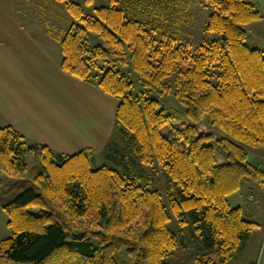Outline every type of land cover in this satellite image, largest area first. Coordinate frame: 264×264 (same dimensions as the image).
<instances>
[{
  "label": "trees",
  "instance_id": "16d2710c",
  "mask_svg": "<svg viewBox=\"0 0 264 264\" xmlns=\"http://www.w3.org/2000/svg\"><path fill=\"white\" fill-rule=\"evenodd\" d=\"M98 1L93 14L75 0L55 1L70 19L60 66L117 100V143L110 136L104 147L115 166L92 168L91 147L64 154L1 125L0 174L24 178L28 154L38 156L40 170L37 191L27 180L0 187L10 232L0 239V264H168L178 242L171 214L202 242L195 264H225L256 224L229 195L264 182L246 148L264 146V54L247 44L243 26L261 14L251 0H204L211 9L205 30L218 38L194 45L154 36L166 11L190 22L191 0ZM89 31L104 45H90ZM128 65L139 91L121 69ZM163 95L184 105L188 122L174 123L160 106ZM204 116L221 136L198 130ZM133 157L139 172L130 169ZM161 172L167 202L149 182L165 179Z\"/></svg>",
  "mask_w": 264,
  "mask_h": 264
},
{
  "label": "crops",
  "instance_id": "0c3cea01",
  "mask_svg": "<svg viewBox=\"0 0 264 264\" xmlns=\"http://www.w3.org/2000/svg\"><path fill=\"white\" fill-rule=\"evenodd\" d=\"M251 1L261 14L252 21L256 27L264 21V0ZM58 6L64 12L53 0H0V126L9 124L28 140L64 154L101 149L117 102L109 101L110 111L103 112L102 91L61 68L59 42L70 19L55 11ZM250 38L247 31L253 47ZM245 187L261 195L264 182L260 189ZM6 221L0 209V239L9 235Z\"/></svg>",
  "mask_w": 264,
  "mask_h": 264
},
{
  "label": "rangeland",
  "instance_id": "374dc122",
  "mask_svg": "<svg viewBox=\"0 0 264 264\" xmlns=\"http://www.w3.org/2000/svg\"><path fill=\"white\" fill-rule=\"evenodd\" d=\"M50 1V0H49ZM56 1V0H55ZM80 3L87 14H93L94 8L101 5L102 2L95 0L91 4H84L83 0H75ZM61 4V3H60ZM59 6L55 8L60 15H68L64 10L60 11ZM188 14L193 18L190 22H175L168 11L164 13L165 17L157 20L159 24V30L154 33L155 38H159L162 32L168 34H173L180 42L185 39H190L194 45H198L204 41H209L214 38H218V35L214 33H208L205 30L206 21L211 9L209 5L204 0H191L190 5L187 10ZM69 18V16H68ZM62 16L58 17L57 20H61ZM70 20L68 21L69 24ZM76 22V21H75ZM252 25V26H251ZM264 21L259 22L254 27L253 22L243 25L244 28L251 35L249 40L250 44L258 46L263 51L264 54ZM88 41L90 45H104L102 39L93 31L88 33ZM122 71L127 75V77L133 82L136 91L141 89V85L136 78L131 67L125 66L121 68ZM103 93V92H102ZM107 94L103 93L101 99V105L103 112L104 110L110 111L108 106L109 101L117 100L112 96H105ZM160 106L165 108L169 113L174 115V123L181 124L188 122L184 116V105L177 101L172 95H163L158 97ZM199 131L212 132L216 136H221L222 132L219 131L215 126H213L208 117L204 116L201 120L195 122ZM93 136V135H92ZM113 146L117 143V134L114 132V121L111 134ZM94 137L91 138V141ZM98 139V138H97ZM108 141V140H107ZM107 143V142H106ZM106 143L101 149L94 148L95 153L93 156V161L91 162V167L96 168L103 164L115 166L112 159L107 156L104 149ZM120 145V140H118ZM247 160L252 163L260 164L264 168V146L259 147H247ZM133 160V161H132ZM219 160H222L221 158ZM130 169L132 172H139L142 170L143 166L137 157L130 159ZM27 170L24 178L18 176H7L0 174V187L10 188L14 190V184L16 181L23 182L27 180V187L34 188L37 191V186L33 181V177L40 170L39 158L36 155L28 154L26 156ZM165 177L157 178L156 181H149L153 186L160 189L163 199L165 202L168 201V180L167 176L161 172ZM146 180L149 177L146 175ZM142 182V181H141ZM146 183V182H144ZM257 189H260L259 185L251 184ZM252 195V196H250ZM229 202L232 206L241 207L243 217L249 220H253L256 224L253 226L249 237L236 249L235 254L231 257L225 264H264V189H262L261 195L258 193H250V191L244 186L238 191L229 195ZM168 226L171 228L178 236L177 246L170 252V254L165 258L168 264H195L196 256L200 255L204 249L200 238L192 235L190 228H182L179 226L177 219L171 214V218L168 221ZM2 233L0 229V234ZM10 234V232H9ZM214 257V256H212Z\"/></svg>",
  "mask_w": 264,
  "mask_h": 264
}]
</instances>
